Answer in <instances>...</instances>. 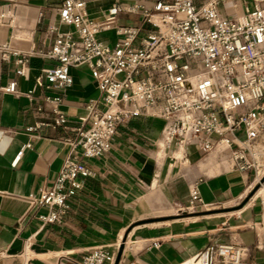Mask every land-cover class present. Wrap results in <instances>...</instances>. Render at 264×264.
Returning <instances> with one entry per match:
<instances>
[{"label":"crops","instance_id":"crops-1","mask_svg":"<svg viewBox=\"0 0 264 264\" xmlns=\"http://www.w3.org/2000/svg\"><path fill=\"white\" fill-rule=\"evenodd\" d=\"M85 1L87 12L98 16L100 9L115 1L127 4L135 0ZM193 1L201 4L205 0ZM255 2L264 6V0H224L219 11L241 14ZM59 3L0 0L1 8L15 11L11 26L0 25V43L9 47L6 58L0 59V86L14 79L19 92L0 90V264H78L96 246L115 251L116 259L121 244L118 261L112 264L183 262L214 239L216 230L199 224L194 216L174 217L183 213L178 208L186 204L188 188L196 181L202 201L208 204L200 210L241 202L234 216L236 224H224L229 230L227 239L242 247L244 262L264 264V193L258 188L251 195V170L231 169L227 154L215 150L204 153L193 144L183 149L165 146L161 141L163 120L158 117L141 115L119 124L107 154L80 158L93 175L78 177L80 186L69 198L60 223L41 225L27 216L28 196L53 182L69 151L65 140L78 137L85 102L100 96L84 64L70 69L72 83L64 91L35 83L41 68L52 64L38 54L51 45L49 27L70 29L58 21ZM117 21L137 25L140 15L120 13ZM100 37L110 44L116 38L112 30ZM13 50L30 53L25 76L14 73ZM27 91L33 92L32 99ZM57 94L63 96L58 108L67 118L66 128L54 124L55 103L45 100V96ZM38 122L44 124L30 129ZM20 150L22 154L14 162ZM176 155L185 162L172 158ZM154 241L157 247L152 245Z\"/></svg>","mask_w":264,"mask_h":264},{"label":"built area","instance_id":"built-area-1","mask_svg":"<svg viewBox=\"0 0 264 264\" xmlns=\"http://www.w3.org/2000/svg\"><path fill=\"white\" fill-rule=\"evenodd\" d=\"M223 1L152 0L150 5L115 1L91 16L85 0H60L58 21L70 29L49 27L51 45L38 54L52 64L41 68L35 83L64 91L72 83L70 69L84 64L100 96L85 102L83 127L77 129L76 139L65 140L69 151L53 182L28 196V217L41 225L60 223L80 186L78 177L93 175L80 158L103 157L118 125L141 115L163 120L161 141L167 147L193 144L204 153L227 154L233 170L253 169V185L264 193V171L260 175L255 165L264 156V6L255 2L241 14L223 15L219 11ZM120 13L140 15L139 24L118 23ZM14 19L13 9L0 7V25L11 26ZM111 30L116 36L112 44L100 37ZM8 52V44L0 43L1 60ZM12 53L15 75L25 76L30 53ZM0 90L19 93L14 79ZM26 96L32 99L33 92ZM62 99L61 94L45 96L55 103L54 124L66 128L67 118L58 108ZM21 154L22 150L14 162ZM172 158L185 162L182 156ZM205 207L198 182H193L186 204L178 210ZM242 255L235 242H208L189 264H256L244 262ZM114 260L115 251L96 246L78 264Z\"/></svg>","mask_w":264,"mask_h":264},{"label":"rangeland","instance_id":"rangeland-1","mask_svg":"<svg viewBox=\"0 0 264 264\" xmlns=\"http://www.w3.org/2000/svg\"><path fill=\"white\" fill-rule=\"evenodd\" d=\"M255 165L256 166L260 165L258 169L264 167L263 155L258 157V160H256L255 162ZM250 170L252 173H254L253 169ZM257 189H258V185H252L251 195H253ZM262 192H260V194ZM240 205L241 202L239 200H236L221 205L215 209L200 210V208H198V211L194 210L191 211V213L183 212L181 215L178 214L174 217L194 216L193 218L195 220H199L198 221L199 224L216 228L214 239L209 240V242H213V243L227 242L228 241L227 236L229 235V230L224 229V224L228 225L229 222L236 224L234 216L235 214H237L236 210L240 208Z\"/></svg>","mask_w":264,"mask_h":264},{"label":"bare ground","instance_id":"bare-ground-1","mask_svg":"<svg viewBox=\"0 0 264 264\" xmlns=\"http://www.w3.org/2000/svg\"><path fill=\"white\" fill-rule=\"evenodd\" d=\"M257 166L260 167V165H257ZM258 170H259V174L261 175L263 173V171H264V167L263 168H259ZM189 262H191V257L189 259L181 262V264H183V263L184 264H189Z\"/></svg>","mask_w":264,"mask_h":264},{"label":"water","instance_id":"water-1","mask_svg":"<svg viewBox=\"0 0 264 264\" xmlns=\"http://www.w3.org/2000/svg\"><path fill=\"white\" fill-rule=\"evenodd\" d=\"M263 180H264V175H263L261 181H263ZM122 248H123V245L121 244V245L119 246V248H118V251H117V255H116V259H115V261H118V258H119V256H120V253H121V251H122Z\"/></svg>","mask_w":264,"mask_h":264}]
</instances>
